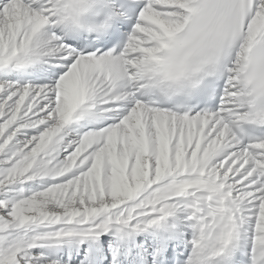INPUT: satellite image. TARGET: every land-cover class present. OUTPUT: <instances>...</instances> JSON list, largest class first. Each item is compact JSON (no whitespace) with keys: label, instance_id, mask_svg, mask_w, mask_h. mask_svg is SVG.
Instances as JSON below:
<instances>
[{"label":"snow or ice","instance_id":"snow-or-ice-1","mask_svg":"<svg viewBox=\"0 0 264 264\" xmlns=\"http://www.w3.org/2000/svg\"><path fill=\"white\" fill-rule=\"evenodd\" d=\"M0 264H264V0H0Z\"/></svg>","mask_w":264,"mask_h":264}]
</instances>
